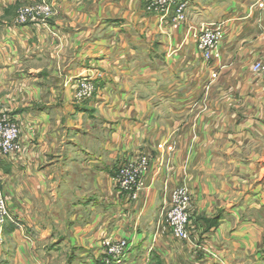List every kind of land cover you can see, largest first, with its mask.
<instances>
[{"label": "crops", "instance_id": "1", "mask_svg": "<svg viewBox=\"0 0 264 264\" xmlns=\"http://www.w3.org/2000/svg\"><path fill=\"white\" fill-rule=\"evenodd\" d=\"M35 1L0 0V110L21 127L17 158L0 160L17 222L0 264H105L101 242L117 236L130 242L123 264L139 250L159 264H264V77L251 69L264 55V0H181L188 20L170 36L173 14L146 13L140 0H50L58 15L48 26L18 24L17 9ZM219 22L227 34L210 82L195 38ZM81 77L98 94L75 103ZM137 152L152 166L129 200L111 189ZM76 166L84 182L94 173L93 197L70 189ZM182 184L197 254L165 229Z\"/></svg>", "mask_w": 264, "mask_h": 264}, {"label": "built area", "instance_id": "2", "mask_svg": "<svg viewBox=\"0 0 264 264\" xmlns=\"http://www.w3.org/2000/svg\"><path fill=\"white\" fill-rule=\"evenodd\" d=\"M179 0H155L154 3L159 7L157 10L169 9L171 5L177 4ZM180 3V2H179ZM178 3V4H179ZM180 9L185 4L181 3ZM262 6V5H261ZM42 11V9L40 8ZM25 12L21 19L24 20ZM221 27L213 24L207 25L199 38L201 49L205 50L207 56L212 59L217 44L223 35ZM254 71H264L263 65L257 63L253 66ZM216 77V75H214ZM95 82L84 79L78 86L76 98L79 101L86 100L96 94ZM162 147V146H160ZM172 150V147H168ZM21 150V127L18 120L12 116L8 110H0V160L14 161ZM152 166L150 158L140 152L134 153L126 158L117 167L116 182L121 193H126L129 200H136L139 192L144 188V178L149 173ZM192 193L187 185H179L171 191L170 207L166 215L165 229L178 242L195 245L200 238L198 232H194L191 226L192 221ZM17 223L16 216L11 212L6 196L0 187V233L3 232L8 223ZM104 261L107 264L120 263L126 256L129 243L122 240L119 244L110 240H105ZM202 246H194V254H197Z\"/></svg>", "mask_w": 264, "mask_h": 264}, {"label": "rangeland", "instance_id": "3", "mask_svg": "<svg viewBox=\"0 0 264 264\" xmlns=\"http://www.w3.org/2000/svg\"><path fill=\"white\" fill-rule=\"evenodd\" d=\"M141 2H144L141 6V8L143 7L142 10H144L146 13H149V14H152V15H162L167 17V16H172L173 14V18H172V22L170 23L169 25V28L167 31L168 35L170 36V34H173L174 31H177L179 30L181 27L184 26L185 23H187V20H188V15H187V3L186 1H181L179 0L177 4H173L171 5V7L167 10H157V8L159 7V5L157 6L155 2V0H140ZM181 3L185 4L186 6H183V9H180V5ZM262 5V6H261ZM96 6L98 7V5H95L94 3H90V5L88 6V11H95L96 9ZM40 8L42 9V11L40 10ZM258 8H264V2H259L258 3ZM25 12V17H24V20L21 19L22 17V13ZM110 14V12H108ZM58 13H57V10L54 6V3L50 0H36L34 3L32 4H27V5H23L21 6L20 8L17 9V12H16V21L18 24H27L28 21L31 20V22H40L41 24L43 25H49V22L50 20L57 16ZM167 15V16H166ZM213 24L214 26H219L221 27L220 29V32L222 33L223 37L222 39L219 41V43L217 44V48L214 52V55L211 58H209L207 56V53L205 50L201 49V46H200V41H199V38L202 34V31L206 28L207 25H202L200 27V31L198 32V34L196 35V49L198 51V56H199V61L201 63L204 64V66L206 67V70H209L210 68V71H211V74H209V79H210V82H213L215 80H217L219 78V74L220 72H218V70H216V67H214L213 65H216V64H219L221 63V61L223 60L222 59V45H223V42H224V38L226 37V29H225V23L224 22H219V23H211ZM257 63H260L263 65V68H264V55H261L259 56L258 58L254 59L253 61V64H252V71L254 72L255 75L257 76H263L264 77V71L262 72H256L254 71V68L253 66H255ZM214 67V68H212ZM209 72V71H208ZM214 75H216V77H214ZM84 79H87V78H80L79 80H77L76 82H74V84L70 87V90H71V95H72V99L75 103H79V102H82V101H79L78 98H76L77 94H78V86H80V84H82V81ZM91 80V79H90ZM95 84V83H94ZM211 84V83H210ZM95 87L98 89V87L96 86L95 84ZM96 94H98V91H96ZM95 94V95H96ZM94 95V96H95ZM93 96V97H94ZM93 97L91 98H88L86 100H90L92 99ZM85 101V100H83ZM146 156H148L145 152H140ZM150 161H152L150 159ZM90 174L87 175L86 177V180L84 182V178L78 174V167H73L71 169V182L69 183L70 185V189L75 192V193H81L82 195L84 193L88 194L87 196H94V191H95V183L94 182V178H95V175H93L94 173L93 172H89ZM117 175V174H116ZM116 175L114 176L113 178V186H112V191H118L120 194H124L126 196V199H128V195L126 193H121V190L119 188V185L118 183L116 182ZM82 177V179H81ZM101 179V185L103 186L105 184V182L107 180H104L103 177L99 176ZM97 185V188H100V184L96 183ZM111 185V184H110ZM104 188V187H103ZM143 190V189H142ZM77 191V192H76ZM106 192V191H104ZM139 197V195H138ZM138 199V198H137ZM93 205H90V207H92ZM83 207H78V208H71V211L72 212H80L82 210ZM191 209H192V205H191ZM87 212L84 213V218H89V217H92V213H94L92 211V209H86ZM89 214V215H88ZM123 224H121L122 226ZM6 226L3 230L2 233H0V242H3L5 240V237H6ZM105 240H110L112 242H115L116 244H119L122 240L126 241L129 243V246H130V242H129V238L126 237V236H117V237H108L107 239H104L102 242H101V250L102 251H105ZM145 254L144 252H142L141 250H139V255L141 256V258H137L138 262L136 264H159V263H155V260L153 259L152 257V260L150 262H148L149 260V257H146V260L144 261L142 255ZM126 255H127V252H126ZM148 255V253L146 252L145 256ZM123 260H121L120 263H113V264H123L122 263ZM105 263V261H104ZM107 264V263H105Z\"/></svg>", "mask_w": 264, "mask_h": 264}, {"label": "trees", "instance_id": "4", "mask_svg": "<svg viewBox=\"0 0 264 264\" xmlns=\"http://www.w3.org/2000/svg\"><path fill=\"white\" fill-rule=\"evenodd\" d=\"M9 226H10L11 230H14L15 229V226L13 224H10Z\"/></svg>", "mask_w": 264, "mask_h": 264}]
</instances>
